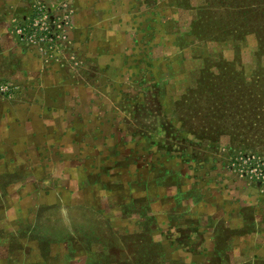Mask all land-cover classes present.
<instances>
[{
  "label": "rangeland",
  "instance_id": "obj_1",
  "mask_svg": "<svg viewBox=\"0 0 264 264\" xmlns=\"http://www.w3.org/2000/svg\"><path fill=\"white\" fill-rule=\"evenodd\" d=\"M211 3L8 0L0 22L33 63L30 80H1L19 89L0 96V142L11 145L0 147L9 161L0 169L13 171V207L20 195L36 210L19 235L43 221L58 245L74 239L93 262L115 264L152 240L201 254L206 245L187 228L196 216L210 225L209 211L264 208V189L232 167L264 158V51L244 32L213 41ZM38 17L46 42L27 46L16 31ZM232 56L244 71L225 66ZM221 224L223 258L231 233Z\"/></svg>",
  "mask_w": 264,
  "mask_h": 264
},
{
  "label": "crops",
  "instance_id": "obj_2",
  "mask_svg": "<svg viewBox=\"0 0 264 264\" xmlns=\"http://www.w3.org/2000/svg\"><path fill=\"white\" fill-rule=\"evenodd\" d=\"M7 2L8 0H0V16L3 10L7 8ZM9 33L8 29L3 27V23L0 22V80L11 79L14 82L23 83L31 79V73H28L27 69L33 68V63L31 62L30 64L26 56L23 57L20 52L16 51V46L12 42ZM247 37H253L258 43L257 50L260 53L261 50L256 35L249 34L244 39ZM215 42L218 44L223 43L224 45L235 42V39L228 38L226 41ZM12 58L17 60L15 67L9 64ZM224 58H227L228 63L233 64L235 69L243 70L240 66H235L237 61L236 59L234 60L233 56L232 58ZM202 60L206 61V58L204 57ZM5 104L0 100V111ZM0 147H11V145H4V143L0 142ZM7 158L6 156H0V167L9 163ZM7 170L5 166L4 170L0 169V186L4 185V188L0 189V264H106L104 262H93L92 252L83 248L74 239L58 245L60 243L49 235L48 229L43 226V221L28 236L19 235L18 231L21 230L20 228L34 224L33 220L36 210L34 213H30L27 202L23 204L20 195H18L19 206L13 207L16 203L13 202L12 189L7 188L8 185L6 184L13 171ZM35 196L38 199V193ZM55 202H49V204ZM56 203L60 204L59 201ZM246 209L238 208V210L234 211L229 208L225 210L226 215L217 210L215 211L220 215L214 213V211H209L205 217L210 218V225L204 224L200 217L196 216L193 221L189 222L187 228L197 231L201 242L206 245L207 251L196 254V252L186 250L175 253L176 251L174 250V253H172L166 247L164 251V246L166 245L162 243L163 245L161 246L164 253L162 262L164 264H172L173 262L182 264H244L255 260L256 257L263 259L264 208L261 209V207L255 206L254 208L248 207ZM107 214L110 213L107 212ZM220 224L222 228H227L231 233L227 239L230 249L223 258L216 254L217 239L215 234ZM35 227L36 225L33 228ZM96 254L99 257H105L109 253L104 250L97 251Z\"/></svg>",
  "mask_w": 264,
  "mask_h": 264
},
{
  "label": "trees",
  "instance_id": "obj_3",
  "mask_svg": "<svg viewBox=\"0 0 264 264\" xmlns=\"http://www.w3.org/2000/svg\"><path fill=\"white\" fill-rule=\"evenodd\" d=\"M211 5V17L208 25L213 29V31L211 30L213 34V41L221 42L226 41L228 38H233L236 40L238 33L244 32L243 37L249 34L256 35L259 41L260 50L264 51V0H229L227 4L226 2L222 1L221 5L220 2H218V4H214V0H212ZM232 16H236V19H232ZM220 35H222V37H220ZM227 65L233 68L234 73H239V71L233 67V64L231 65L226 62L225 66ZM207 72L210 73V75H212L214 78L224 77L227 75V73H224V71H217V74L210 71ZM246 122L248 123V121ZM134 238L140 240L141 235L134 236ZM108 244L109 245H106L108 248L113 245L112 243ZM139 250L141 251L140 254H132L127 256L120 255V259L119 254H116V258H114L113 263H162V259L164 257L163 248L160 244L155 243L153 240L150 241L148 245L145 244L141 246ZM112 253L114 254V252ZM172 264L182 263L173 262ZM255 264H264V261H258Z\"/></svg>",
  "mask_w": 264,
  "mask_h": 264
},
{
  "label": "built area",
  "instance_id": "obj_4",
  "mask_svg": "<svg viewBox=\"0 0 264 264\" xmlns=\"http://www.w3.org/2000/svg\"><path fill=\"white\" fill-rule=\"evenodd\" d=\"M46 29L40 25V17L34 19L26 27H19L17 34L27 46L41 45L46 42ZM19 87L13 83L0 80V96L5 99L14 97ZM233 168L242 169L243 173L250 175V180L256 182L259 188L264 189V158L255 155H244L235 160ZM234 168V169H235Z\"/></svg>",
  "mask_w": 264,
  "mask_h": 264
}]
</instances>
